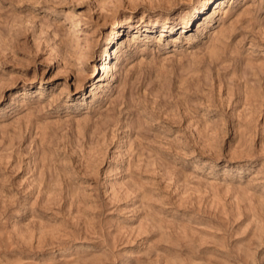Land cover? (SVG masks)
Wrapping results in <instances>:
<instances>
[{"label": "rangeland", "instance_id": "1", "mask_svg": "<svg viewBox=\"0 0 264 264\" xmlns=\"http://www.w3.org/2000/svg\"><path fill=\"white\" fill-rule=\"evenodd\" d=\"M0 264H264V0H0Z\"/></svg>", "mask_w": 264, "mask_h": 264}]
</instances>
